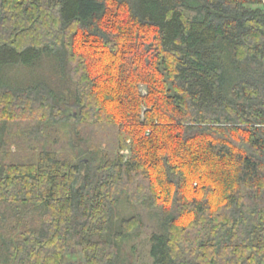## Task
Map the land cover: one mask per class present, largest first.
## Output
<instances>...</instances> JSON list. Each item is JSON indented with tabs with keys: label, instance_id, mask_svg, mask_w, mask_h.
Returning a JSON list of instances; mask_svg holds the SVG:
<instances>
[{
	"label": "trees",
	"instance_id": "trees-1",
	"mask_svg": "<svg viewBox=\"0 0 264 264\" xmlns=\"http://www.w3.org/2000/svg\"><path fill=\"white\" fill-rule=\"evenodd\" d=\"M103 124L113 148L76 159ZM138 180L154 264H264V0H0V264H134Z\"/></svg>",
	"mask_w": 264,
	"mask_h": 264
},
{
	"label": "rangeland",
	"instance_id": "rangeland-1",
	"mask_svg": "<svg viewBox=\"0 0 264 264\" xmlns=\"http://www.w3.org/2000/svg\"><path fill=\"white\" fill-rule=\"evenodd\" d=\"M139 89L142 93L146 94L147 88L145 84L140 83ZM62 106L66 113H73L77 110L75 104L69 103L63 104ZM142 117L144 118V116ZM26 124H30V122L23 118L19 125L15 124V126L12 127L13 131H17L18 128L26 129ZM80 129L82 131L81 136L74 139L76 147L78 148L76 149V159L86 158L88 156L92 157L95 152L93 150H96L97 146H107V148L110 149L113 148V141L117 133L114 127L103 124L102 126H80ZM81 139H83L84 142H81ZM90 146L94 147L90 148ZM6 147L8 155L11 154L9 160H27L37 153L36 148L38 146L37 143L32 142L31 139L24 140L20 136L12 135L6 138ZM122 152L127 155L128 150ZM14 155L17 156V158H13ZM140 191H143V196H140L142 193ZM129 193L130 197L127 195L121 196L122 200L120 204L116 206V220H120L124 217L138 216L140 226L131 233L129 239L124 243L121 254L130 262H134V264H154V258L151 254L150 239L152 234L160 229V219L164 202H160V206L153 202L152 193L147 180L136 181L135 184L130 187ZM83 261V256L78 253L65 259L64 264H83Z\"/></svg>",
	"mask_w": 264,
	"mask_h": 264
}]
</instances>
